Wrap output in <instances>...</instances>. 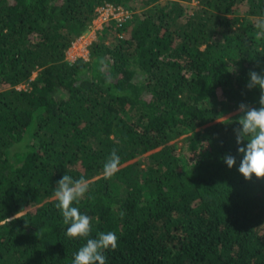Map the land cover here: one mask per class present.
Returning <instances> with one entry per match:
<instances>
[{
    "label": "trees",
    "instance_id": "trees-1",
    "mask_svg": "<svg viewBox=\"0 0 264 264\" xmlns=\"http://www.w3.org/2000/svg\"><path fill=\"white\" fill-rule=\"evenodd\" d=\"M138 1L0 0V264H72L65 174L89 181L74 206L92 237H118L107 264H264V178L238 171L234 132L240 103L259 107L264 0H154L67 61L97 7Z\"/></svg>",
    "mask_w": 264,
    "mask_h": 264
},
{
    "label": "clouds",
    "instance_id": "clouds-1",
    "mask_svg": "<svg viewBox=\"0 0 264 264\" xmlns=\"http://www.w3.org/2000/svg\"><path fill=\"white\" fill-rule=\"evenodd\" d=\"M258 27L264 30V22ZM249 80L246 87L251 90L259 88V107L240 103L238 111L242 113L238 124L234 129L237 151L242 154L238 171L246 180L264 178V70H250ZM245 141L246 144H245ZM229 168L236 164L235 156L228 154L224 158ZM120 168V157L116 149H113L104 164L103 176L111 179ZM90 184L88 179L81 176L73 178L65 174L57 181L54 197L56 207L60 211L63 223L67 225L66 235L71 238H84L86 243L74 254L72 264H107L106 250H115L118 247V237L115 232H98L92 237V217L82 213L74 205L89 193ZM91 199V197H89Z\"/></svg>",
    "mask_w": 264,
    "mask_h": 264
},
{
    "label": "built area",
    "instance_id": "built-area-1",
    "mask_svg": "<svg viewBox=\"0 0 264 264\" xmlns=\"http://www.w3.org/2000/svg\"><path fill=\"white\" fill-rule=\"evenodd\" d=\"M130 18V12L127 9L106 3L97 7L95 18L89 28L97 32L114 24L116 29H122L125 22ZM119 37L120 39L123 38V34H120ZM91 38L92 36L89 38L81 36L75 40L67 52V61L74 63L79 59L89 60L90 47L93 44L90 40ZM18 89L20 90L21 88L18 87Z\"/></svg>",
    "mask_w": 264,
    "mask_h": 264
},
{
    "label": "rangeland",
    "instance_id": "rangeland-1",
    "mask_svg": "<svg viewBox=\"0 0 264 264\" xmlns=\"http://www.w3.org/2000/svg\"><path fill=\"white\" fill-rule=\"evenodd\" d=\"M153 1L154 0H146V3L145 2L142 3L140 1L134 2L131 5L133 7L132 10H130L128 8H125V7H122V6L121 7L127 9L130 12V15L134 19V17H136L137 15H141V14L147 13L151 8H153L155 6ZM150 4H153V5H150ZM113 27L114 28H112V29L108 28V30L104 29L102 31H97V32L93 31V30H90V28H88L87 32L83 36H85L87 38L92 36V38L90 39L92 43L97 42V41H103L106 44L111 45L114 42V38L118 37V32H117L115 26H113ZM35 78H37V73H35L33 75V79H35ZM19 88H23V87L20 86ZM178 144H179V146H181V142L180 141H178Z\"/></svg>",
    "mask_w": 264,
    "mask_h": 264
}]
</instances>
